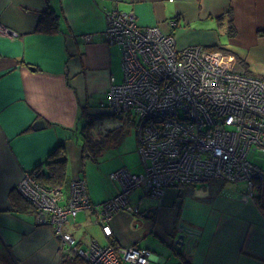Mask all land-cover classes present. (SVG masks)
Masks as SVG:
<instances>
[{
	"label": "crops",
	"instance_id": "0c3cea01",
	"mask_svg": "<svg viewBox=\"0 0 264 264\" xmlns=\"http://www.w3.org/2000/svg\"><path fill=\"white\" fill-rule=\"evenodd\" d=\"M49 9L58 16L53 34L38 29ZM114 9L133 13L141 27L174 34L179 48L220 51L264 81V0H0V23L9 31L0 35V264H60L67 250L51 226L35 213L15 212L9 200L24 174L46 169L58 147L67 179H85L93 204L121 191L111 173L144 172L132 127L133 138L127 128L123 141L96 160L82 149V119L108 114L123 124L101 107L109 87L124 81L122 53L104 35ZM38 121L45 127L34 130ZM252 160L264 170L262 154ZM250 194L245 183L217 180L168 188L158 199L140 189L130 196L140 214H116L112 236L86 211L64 230L82 248L92 241L135 246L153 253L149 264H182L173 236L185 228L197 233L190 251L183 249L192 264H264V178Z\"/></svg>",
	"mask_w": 264,
	"mask_h": 264
},
{
	"label": "built area",
	"instance_id": "2783aa9c",
	"mask_svg": "<svg viewBox=\"0 0 264 264\" xmlns=\"http://www.w3.org/2000/svg\"><path fill=\"white\" fill-rule=\"evenodd\" d=\"M106 17L105 39L122 53L124 81L109 87L101 107L132 123L144 172L111 173L122 189L99 205L91 202L81 177L71 181L67 196L61 187L41 185L32 172L17 188L34 204L38 221L51 226L62 250L72 249L87 264H149V250L97 241L82 248L64 227L86 211L97 215L110 237L116 214H140L130 201L140 189L158 199L168 188L217 180L245 183L252 195L264 178L252 160L256 153L264 156V81L220 51L179 48L174 34L139 26L133 13L114 9ZM8 32L0 23V35Z\"/></svg>",
	"mask_w": 264,
	"mask_h": 264
},
{
	"label": "trees",
	"instance_id": "16d2710c",
	"mask_svg": "<svg viewBox=\"0 0 264 264\" xmlns=\"http://www.w3.org/2000/svg\"><path fill=\"white\" fill-rule=\"evenodd\" d=\"M39 31L46 33H57L59 31L58 16L51 9L47 10L43 16L39 25ZM232 31V30H231ZM232 33V32H230ZM121 118L122 125L110 130L107 134L100 138H94L91 134L82 132L83 137V154L84 158H89L96 160V157L106 148L115 147L120 144L128 131L127 128L131 129L132 123L126 120L123 117ZM92 118L89 117L87 120V126L91 124ZM62 147H58L57 150L51 155V157L46 162V169H41L40 167L31 171L37 181L49 188L61 187L69 188L70 181L67 179L66 174V165L67 159L61 158ZM9 200L11 202L12 208L15 212H31L37 214V209L34 204L29 200L25 199L17 190H14L9 195ZM181 256L183 263L182 264H192L184 252L178 254ZM8 264V263H5ZM60 264H87L84 259L78 256L72 249H67L62 252L60 256Z\"/></svg>",
	"mask_w": 264,
	"mask_h": 264
},
{
	"label": "rangeland",
	"instance_id": "374dc122",
	"mask_svg": "<svg viewBox=\"0 0 264 264\" xmlns=\"http://www.w3.org/2000/svg\"><path fill=\"white\" fill-rule=\"evenodd\" d=\"M87 125H88L87 120L82 119L79 125L80 131H84V129L87 127V129H85L84 132L91 134L92 137L94 138H100L104 136V134L108 130L114 129L115 127H117L119 125V120L113 116L106 114V115H100V116L93 117L91 120V124L89 126ZM132 131L133 129H131L130 131L131 138H133L134 136V133ZM80 136H81V132H80Z\"/></svg>",
	"mask_w": 264,
	"mask_h": 264
},
{
	"label": "water",
	"instance_id": "95a60500",
	"mask_svg": "<svg viewBox=\"0 0 264 264\" xmlns=\"http://www.w3.org/2000/svg\"><path fill=\"white\" fill-rule=\"evenodd\" d=\"M34 69V68H33ZM45 127L44 121H38L34 124L33 129L39 130ZM179 234L173 236V243L175 244V252L177 254L183 252V249H186L187 252L193 247L194 243H196V239L194 236L197 234L195 232H190L185 228L179 230ZM192 234V235H188Z\"/></svg>",
	"mask_w": 264,
	"mask_h": 264
},
{
	"label": "clouds",
	"instance_id": "9594fccd",
	"mask_svg": "<svg viewBox=\"0 0 264 264\" xmlns=\"http://www.w3.org/2000/svg\"><path fill=\"white\" fill-rule=\"evenodd\" d=\"M133 128V127H132ZM134 129V128H133Z\"/></svg>",
	"mask_w": 264,
	"mask_h": 264
}]
</instances>
